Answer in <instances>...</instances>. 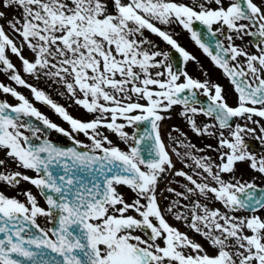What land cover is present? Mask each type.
<instances>
[{
  "label": "snow or ice",
  "instance_id": "1",
  "mask_svg": "<svg viewBox=\"0 0 264 264\" xmlns=\"http://www.w3.org/2000/svg\"><path fill=\"white\" fill-rule=\"evenodd\" d=\"M197 22L205 31L194 28ZM172 24L182 26L229 81L235 106L202 67L203 80L174 70L170 53L144 35L161 38L185 64L199 65L158 26ZM0 73L71 129L0 82V95L15 100L0 99V264H264V187L257 177L237 175V165L247 164L264 183V153L246 143V134L257 131L251 123L264 146V125L253 119H264V0H0ZM22 73L62 87L59 95L93 118L74 117ZM201 93L207 104L198 99ZM177 106L197 137L216 139V147L205 146L215 159L194 155L205 148L197 149L172 126L171 153L192 161L176 168L161 125ZM198 116L206 122L199 124ZM27 117L77 146L60 147L46 137L33 143L41 140L42 129ZM143 122L150 127L141 130ZM101 128L118 136L126 150ZM171 177L187 183L182 191L166 187L177 199L162 208L159 186L170 184ZM197 195L205 202L181 204ZM210 200L223 210L209 207ZM241 211L248 215H237ZM167 215L205 243L169 224ZM38 218L51 226L41 227Z\"/></svg>",
  "mask_w": 264,
  "mask_h": 264
},
{
  "label": "flooded vegetation",
  "instance_id": "2",
  "mask_svg": "<svg viewBox=\"0 0 264 264\" xmlns=\"http://www.w3.org/2000/svg\"><path fill=\"white\" fill-rule=\"evenodd\" d=\"M167 27V31L174 36V34L169 30V29H180V31L182 32V36L184 39H186L187 43L181 42L179 38L175 37L176 40L178 41V43L184 47L187 51H189L192 55H194L197 59V61L199 62V65L195 62H188L187 64H185L183 62V60H179L177 62H174L170 56L171 61L173 62L174 65V70H187L189 72L190 75L199 78L201 80H203L205 77L203 75V72L207 73V78H209L211 81L219 83L220 85L223 86V88L225 89V95L228 99V103L232 106L236 105L237 102V95L236 93L233 91L232 86L230 85L229 81L223 77L221 71L214 67V65L212 64L211 60L202 52V50H200L195 43L190 39V34L184 30L182 28V26H180L179 24H172ZM215 27V26H214ZM194 28L198 31H205L204 26L200 25L198 22L194 24ZM146 33V32H145ZM144 33V35H145ZM151 34V33H150ZM156 37L159 40H162L161 38L157 37V36H153ZM154 38V39H156ZM222 39V37H220ZM204 39H208L207 36L204 37ZM237 44H241L242 42L237 40L236 41ZM248 40L246 39L243 44L247 45ZM164 51H168L171 54V47L167 46L163 48ZM250 51H255L254 48H250ZM201 67L203 69V72L201 71ZM198 99L201 100L204 104L208 103V100L206 97H204L202 95V93L198 96ZM61 105L65 106L69 113L71 115H73L74 117L77 118H83L86 120H91L93 117L90 114H86L84 112V110L78 106H76L75 104H73L72 102H69L67 104H62ZM39 110L46 115L52 122L56 123L57 125H59L60 127L71 131L70 126L64 122L59 116H57L54 111L49 108L48 106L44 105L43 107L39 108ZM180 111L179 106H177L176 108H174V110L169 113V115H171L172 119L171 120H165L162 125H161V131H162V136L164 139V142L166 144V146L169 148L170 154L172 155V159L173 162L176 165L177 169L183 168V165L185 162L192 164L191 160H187V161H181L175 154L171 153V148L173 147L172 141L168 138L167 133L170 131L172 126H176L177 128H179L182 132L187 134V140L191 141L192 143H194L196 145L197 149L200 148H205V146L207 144H211L213 145V147H216V139L215 138H211V137H197L189 128L188 124L185 122V120L183 118H181L178 113ZM197 121L199 124H203L204 122H206V118L204 116H198L196 117ZM254 120H260V124L264 125V119H261L259 117H253ZM118 122H123V121H118ZM237 123H245V121H241V120H237L235 121ZM249 127H254L257 129L256 134H246V143L249 145V149L251 151H255L257 153H264V146H262L261 141L259 139H257L256 137L259 135V128L251 123H248ZM150 127V125L147 122H143L139 125V128L141 130H143L144 128ZM126 131H128L130 134L134 131V128H126ZM101 132L104 133V135H107L108 138L110 140L113 141L114 144L119 145V147H121L122 149H125V145L119 140L118 136H116L115 134L107 131L106 129L101 128L100 129ZM28 134H30L28 132ZM42 138H47L48 140H50L51 142L58 144V145H63V147L65 146V148L67 147H74L77 146L74 144L73 140L64 136L63 134L56 132L52 129H43L42 133L39 134ZM172 135L175 137L178 135V133L173 132ZM75 139L82 141L84 144L86 145H90V141L87 139V137H85L83 134L81 133H75L74 134ZM143 148H147V142L145 143V145H143ZM179 151H181L182 153L184 152L183 148H180ZM143 154H145L146 158L148 157V153L147 151H144ZM194 155H208L211 156L215 159L216 157V153L209 151L205 148V152L200 153V152H194ZM194 167V164H193ZM238 168V176H243V178L246 180V164H239L237 165ZM184 170L186 172H188L189 174L191 173V169L189 168H184ZM29 175H34L33 173L29 172ZM249 175H251V173L249 172ZM253 177H255V175H252ZM225 179H228L227 176H225ZM172 182L170 184H165V183H161L159 186V190H158V199H159V203L161 205L162 208H165L169 202H171L172 200L177 199L174 194L169 193L166 191V187H171L173 189H175L176 191H182L181 185L187 183L183 178H179V177H171ZM22 187L24 188H28L31 187L30 185L27 184H23ZM7 195L9 196H13L16 195V193L10 189H3ZM32 191L35 193L36 189H32ZM122 191L126 192V196L130 197L132 194L130 192H127L126 189H122ZM20 199L23 200V196L19 197ZM39 198V197H38ZM192 199L195 200H199L201 203H204L205 201L203 200L202 197H199L198 195L195 197L190 198L188 201H184L181 200V204H187V205H191V201ZM40 203L43 205V200H40ZM209 204V207H215V208H221V210H223L222 205L219 202H215L214 200H210L207 202ZM237 215L240 216H245L248 215L247 212L241 211L239 213H237ZM261 215H264V213H261ZM166 219L168 221L169 224H171L174 227H177L180 229V231L182 232H187L188 235L201 242V243H205L203 241V239L198 236L193 234L182 222L175 220L174 216L172 215H167ZM37 223L40 224L41 227H50L51 225H49L47 223V221L44 218H38ZM137 234H141V233H137ZM205 247L207 248V244H205Z\"/></svg>",
  "mask_w": 264,
  "mask_h": 264
},
{
  "label": "rangeland",
  "instance_id": "3",
  "mask_svg": "<svg viewBox=\"0 0 264 264\" xmlns=\"http://www.w3.org/2000/svg\"><path fill=\"white\" fill-rule=\"evenodd\" d=\"M169 30L174 34L175 37L179 38L181 42L187 43L186 39L183 38V36H182V32L180 31L179 28H178V29H174V28H173V29H169ZM145 36H146L148 39H150L151 41H153L156 45H158L159 49H161V50H163L164 47H167V46H168V45H166L165 42H163L162 40L157 39L156 37H153V36H155V35L150 34V33L147 32V31H146V33H145ZM154 38H156V39H154ZM11 59H12L13 62L19 67V63H20V62H19L14 56H12ZM22 76H23V78H25V79L28 81V83L33 82V81L31 80L30 76H28L27 74H23V73H22ZM35 80H36V79H35ZM0 82H3V83L6 84V85H10V86H12V87H15L17 91L21 92L22 94H24V95L29 99V95H30L31 93L28 91V89H26V88H24V87H22V86L15 85L14 82L10 81V80L7 78V76L4 75V74H2V73H0ZM35 83H36V87H37V88H39V89H43V88H42L43 78H41L40 80H36ZM50 90H52V91L55 93L53 96L56 97L57 100H58V99H59V100L61 99V96L59 95V93H58V91H57V89H56V86H52V87H50ZM4 97H5V96H4ZM5 98H6L7 100H14V98H11L10 96H7V95H6ZM29 100H30V99H29ZM39 105H41V104H39ZM203 155H205V154H203ZM252 173L255 175V177H257V182H258V183H260V184H264V183H262V179L259 178V174H258V173H255V172H253V171H252Z\"/></svg>",
  "mask_w": 264,
  "mask_h": 264
},
{
  "label": "water",
  "instance_id": "4",
  "mask_svg": "<svg viewBox=\"0 0 264 264\" xmlns=\"http://www.w3.org/2000/svg\"><path fill=\"white\" fill-rule=\"evenodd\" d=\"M27 119H30V117H27Z\"/></svg>",
  "mask_w": 264,
  "mask_h": 264
}]
</instances>
